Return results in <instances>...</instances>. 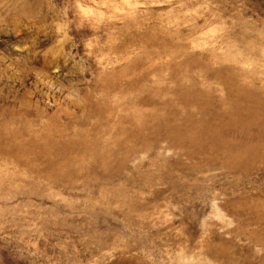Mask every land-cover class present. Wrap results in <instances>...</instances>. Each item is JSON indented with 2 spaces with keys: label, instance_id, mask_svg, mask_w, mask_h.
<instances>
[{
  "label": "rangeland",
  "instance_id": "rangeland-1",
  "mask_svg": "<svg viewBox=\"0 0 264 264\" xmlns=\"http://www.w3.org/2000/svg\"><path fill=\"white\" fill-rule=\"evenodd\" d=\"M0 264H264V0H0Z\"/></svg>",
  "mask_w": 264,
  "mask_h": 264
}]
</instances>
